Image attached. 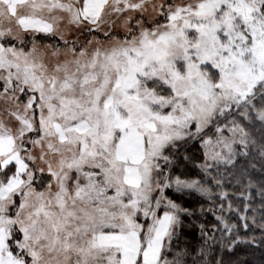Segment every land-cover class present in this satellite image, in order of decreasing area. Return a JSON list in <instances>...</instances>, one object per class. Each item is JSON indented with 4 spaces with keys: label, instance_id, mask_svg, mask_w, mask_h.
Masks as SVG:
<instances>
[{
    "label": "snow or ice",
    "instance_id": "obj_1",
    "mask_svg": "<svg viewBox=\"0 0 264 264\" xmlns=\"http://www.w3.org/2000/svg\"><path fill=\"white\" fill-rule=\"evenodd\" d=\"M257 242L264 0H0V264H249L208 257Z\"/></svg>",
    "mask_w": 264,
    "mask_h": 264
},
{
    "label": "trees",
    "instance_id": "obj_2",
    "mask_svg": "<svg viewBox=\"0 0 264 264\" xmlns=\"http://www.w3.org/2000/svg\"><path fill=\"white\" fill-rule=\"evenodd\" d=\"M167 191L169 192L170 195L172 194L171 190H167ZM256 200L258 202L259 197H257ZM178 202L185 203V206H191L195 204L197 209L199 208L201 203L204 204L205 208L208 207L206 198L202 197L199 193H193L192 196H185L183 200ZM249 215H251V213H249ZM257 217H259V213H257ZM202 219L212 220L213 217L211 216V214H207L206 216L202 217ZM235 221H236V217L233 216V222ZM249 223H251V221H249ZM252 227L255 228V231L245 230L243 229V227H241L240 234L242 236L245 233H247L248 235H255L259 240V237L261 235L260 230L255 226ZM189 231H190V235H189L190 245L198 248L199 247L198 241L200 236L198 228H193L190 229ZM216 235L219 236L220 233L217 232ZM214 247L216 249V252L208 257L209 261H213L214 256L217 258H223L224 260L227 261L229 259H235L236 255L238 254L240 257L247 259L249 261V264H264V248L260 247L258 242L257 244H252V245L241 243L238 245V248L236 249L235 253L229 252V250L227 249L221 250L219 244H216Z\"/></svg>",
    "mask_w": 264,
    "mask_h": 264
},
{
    "label": "rangeland",
    "instance_id": "obj_3",
    "mask_svg": "<svg viewBox=\"0 0 264 264\" xmlns=\"http://www.w3.org/2000/svg\"><path fill=\"white\" fill-rule=\"evenodd\" d=\"M48 42H52V43H54L55 41H48Z\"/></svg>",
    "mask_w": 264,
    "mask_h": 264
}]
</instances>
